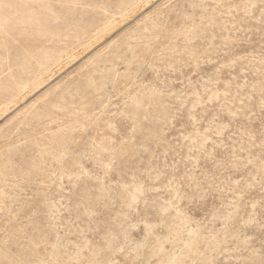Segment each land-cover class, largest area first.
Here are the masks:
<instances>
[{
	"label": "rangeland",
	"instance_id": "374dc122",
	"mask_svg": "<svg viewBox=\"0 0 264 264\" xmlns=\"http://www.w3.org/2000/svg\"><path fill=\"white\" fill-rule=\"evenodd\" d=\"M237 3L0 0V264H92L104 231L129 223L131 240L148 224L159 234L141 246L146 264L260 261L259 229L244 244L230 227L253 204L259 215V141L244 153L242 198L226 179L240 176L224 171L189 220L168 185L186 166L207 175L230 150L209 135L226 90L250 94L259 130L261 0L243 22Z\"/></svg>",
	"mask_w": 264,
	"mask_h": 264
},
{
	"label": "snow or ice",
	"instance_id": "6c2138e0",
	"mask_svg": "<svg viewBox=\"0 0 264 264\" xmlns=\"http://www.w3.org/2000/svg\"><path fill=\"white\" fill-rule=\"evenodd\" d=\"M192 7H197L193 4ZM233 5H229L232 8ZM236 9L243 11L244 15L240 17L241 22L247 17L248 7L255 8L256 5L250 3V0H240V3L234 5ZM261 16L260 22L264 24V0H261ZM233 63H239V60H233ZM250 95L246 90H242L237 84L236 94L232 97L231 92L226 90V96L232 99V103L228 104L225 101L224 106L220 111L212 116L209 128L211 132L209 135H215L220 137L221 141L225 137L231 140V144L228 145L229 151L225 155L219 153L212 159V165L214 170H209L207 175L202 173H196L193 175V170H189L185 167L183 176L179 171L174 172L173 179L168 181L169 192H176L177 195L172 198L173 208H177L182 217L191 220V214L196 211L197 206L201 201L206 200L211 196L214 190L217 189V185L221 182V175L224 171L239 175L240 179L236 180L233 184L231 176L226 177L228 180V189L230 191L240 193L241 198L245 192L246 182H250L252 177L245 176L244 172L250 167L251 161L245 163L244 153L247 151L251 154V148L257 147L256 141H259L261 161V175L258 177L260 184L264 187V91L261 92L260 105H259V117L260 126L259 130H256L251 123V118L256 114L254 112L255 105L248 104L245 100V96ZM237 104L239 107H237ZM179 112V109H177ZM192 120V116H188L189 123ZM224 121L225 123H221ZM215 124H220V127H212ZM202 127V125H201ZM193 136L196 140L200 139L197 132H193ZM187 139V137H186ZM209 139L205 138L201 145L203 151L207 152L206 145L209 143ZM215 143V138L211 141ZM251 145V148L249 147ZM191 147H195V142ZM190 147V151H191ZM218 157V158H217ZM191 159V157H189ZM168 174L165 173V176ZM187 201L190 207L184 208L176 204V201ZM253 210L250 213L244 215H237L232 218L230 225L232 231L236 234L233 237V243L236 239H240L241 243L247 244L250 239L248 236L249 230L259 229L260 233L264 235V198L259 204V215H257V205L253 204ZM247 216V218H245ZM135 227L132 224H128L125 228L123 225L120 230L115 228L105 230L101 238L100 243L97 245L96 259L92 261V264H146L141 258V246H144L145 250L148 244L153 242V237L159 236L154 232L150 224L146 225L148 233L143 241H134L130 239L131 229ZM221 255H225L221 251ZM261 259L259 262L245 261V264H264V241L260 248ZM203 264H220L215 255L211 260H206ZM228 264H232L229 259Z\"/></svg>",
	"mask_w": 264,
	"mask_h": 264
}]
</instances>
